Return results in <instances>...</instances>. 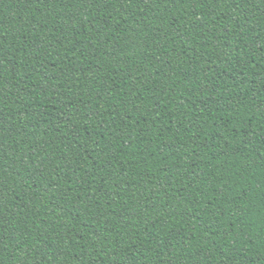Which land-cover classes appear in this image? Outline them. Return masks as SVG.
I'll use <instances>...</instances> for the list:
<instances>
[{
	"label": "trees",
	"instance_id": "obj_1",
	"mask_svg": "<svg viewBox=\"0 0 264 264\" xmlns=\"http://www.w3.org/2000/svg\"><path fill=\"white\" fill-rule=\"evenodd\" d=\"M0 264H264V0H0Z\"/></svg>",
	"mask_w": 264,
	"mask_h": 264
}]
</instances>
